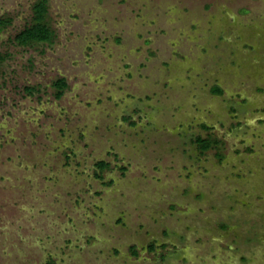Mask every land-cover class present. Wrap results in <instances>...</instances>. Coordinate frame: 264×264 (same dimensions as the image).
<instances>
[{
  "label": "rangeland",
  "instance_id": "rangeland-1",
  "mask_svg": "<svg viewBox=\"0 0 264 264\" xmlns=\"http://www.w3.org/2000/svg\"><path fill=\"white\" fill-rule=\"evenodd\" d=\"M36 1L0 0V264H264V0H47L18 46Z\"/></svg>",
  "mask_w": 264,
  "mask_h": 264
},
{
  "label": "trees",
  "instance_id": "trees-1",
  "mask_svg": "<svg viewBox=\"0 0 264 264\" xmlns=\"http://www.w3.org/2000/svg\"><path fill=\"white\" fill-rule=\"evenodd\" d=\"M48 12L47 0H38L32 5V17L31 21L26 24L21 30H19L12 38L14 44L18 46H32L36 43H51L54 40V30L46 22V15ZM11 22L9 17L0 19V27H4ZM6 58L5 54L0 52V69L3 60ZM56 91L54 92L55 98L59 99L64 89L67 87L65 78H58L53 82ZM24 90L32 95L36 91L35 86H26ZM215 93H221L222 89L215 86ZM197 145L201 146L203 150H207L210 147V143L207 138L199 136L197 138ZM101 166L105 164L104 161L99 162Z\"/></svg>",
  "mask_w": 264,
  "mask_h": 264
}]
</instances>
